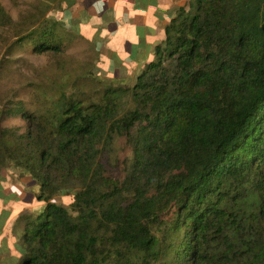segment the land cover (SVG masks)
I'll return each instance as SVG.
<instances>
[{"label": "trees", "instance_id": "obj_1", "mask_svg": "<svg viewBox=\"0 0 264 264\" xmlns=\"http://www.w3.org/2000/svg\"><path fill=\"white\" fill-rule=\"evenodd\" d=\"M28 37L39 53L66 47L56 26ZM154 55L131 89L7 103L26 125L0 127L2 198L13 167L43 204L20 215L10 264H264V0H188Z\"/></svg>", "mask_w": 264, "mask_h": 264}, {"label": "rangeland", "instance_id": "obj_2", "mask_svg": "<svg viewBox=\"0 0 264 264\" xmlns=\"http://www.w3.org/2000/svg\"><path fill=\"white\" fill-rule=\"evenodd\" d=\"M187 1L181 0L182 5ZM57 6L58 4H51L48 0H0V127H18L21 131L25 129L26 122L22 116L4 118L3 111L10 101L25 105L30 110L33 106H40L44 97H56L62 93L87 94L88 98L97 100L106 88L131 89L137 76L155 58L154 53L147 51L151 50L152 45L162 41L156 32L149 29L145 33L137 29L135 33L128 30V25L122 22L120 30L109 44L112 56L105 55L101 59L103 48L99 41L105 38V19L99 20L92 27L91 33L86 31L81 36L79 31L63 24L56 25ZM55 26L65 38V49L59 53L37 52L34 38L28 36L39 28ZM22 38H25L23 43L20 42ZM125 101V109L133 105L130 97ZM115 152L114 160L109 165L110 173L116 178H123L127 158L130 157V148L124 138L117 140ZM1 174L4 177L2 182L5 196L8 187L16 188L22 183H27L26 190L34 193L31 200L30 197L27 199L32 203L24 208L25 212H35L43 206L41 202L36 203L40 188L29 175L13 167L3 170ZM72 189L76 191L78 187L73 185ZM1 192L0 187V199ZM21 199L23 197L18 200ZM72 199L71 194L57 195L54 201L69 207ZM18 200L13 201L22 206ZM8 223V213L0 211V235L2 232L9 235ZM19 225L17 223L18 228ZM11 236L12 239L15 237L12 232ZM17 237L20 247L19 231Z\"/></svg>", "mask_w": 264, "mask_h": 264}, {"label": "crops", "instance_id": "obj_3", "mask_svg": "<svg viewBox=\"0 0 264 264\" xmlns=\"http://www.w3.org/2000/svg\"><path fill=\"white\" fill-rule=\"evenodd\" d=\"M179 4L182 5L181 0H66L61 4L60 9H56L55 17L58 15V21L61 24L79 31L81 36L86 31L91 33L92 27L97 25L99 20L104 21L105 19L104 30L107 28L105 38L99 41L103 48L102 59L105 55L112 56L109 44L115 38L117 31L120 30L122 22L128 25L126 27L128 30H133L135 33H137V29H141L145 33L152 29L163 41L166 38V26L176 14ZM158 44H151L152 47L149 46L151 50L147 52L154 53ZM26 184L22 183L18 187L15 186L16 188L8 187L6 196L0 199V211L8 213L9 216L7 229L9 235L6 236L3 232L0 235V264H10L21 256L17 232H20L21 237L24 223L19 217L25 213L24 208L29 207V204L32 203L27 200L28 197L31 200L34 196L33 192L26 190ZM18 197H23V199L18 200ZM16 199L22 206L13 201ZM36 203L40 204V201L36 199ZM17 223H20L19 228ZM11 232L15 235L13 239Z\"/></svg>", "mask_w": 264, "mask_h": 264}]
</instances>
